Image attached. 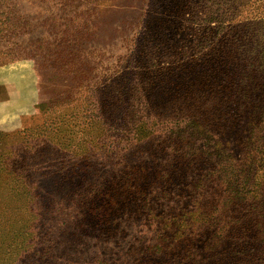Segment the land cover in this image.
I'll return each mask as SVG.
<instances>
[{"label":"trees","instance_id":"trees-1","mask_svg":"<svg viewBox=\"0 0 264 264\" xmlns=\"http://www.w3.org/2000/svg\"><path fill=\"white\" fill-rule=\"evenodd\" d=\"M145 8L155 24L121 21L96 62L86 22L36 46L65 87L8 138L2 193L91 241L78 264H264V0Z\"/></svg>","mask_w":264,"mask_h":264},{"label":"rangeland","instance_id":"rangeland-1","mask_svg":"<svg viewBox=\"0 0 264 264\" xmlns=\"http://www.w3.org/2000/svg\"><path fill=\"white\" fill-rule=\"evenodd\" d=\"M151 1L0 0V158L11 155L8 138L39 124L44 118L39 105L65 87L59 64L51 69L52 60H44L36 46L56 38L58 30L75 32L86 22L84 57L90 63L104 51L103 56L109 57L119 51L113 34L121 21H130L132 27L145 19L155 24L156 17L145 8ZM134 3L136 8L131 10ZM9 171L0 170V264H18L22 257V264H76V254L81 257L77 251H90L91 241L82 247L65 237L53 240L49 230L55 219L50 223L51 214L44 206L2 193L6 188L2 178ZM94 247L107 252L104 244Z\"/></svg>","mask_w":264,"mask_h":264}]
</instances>
